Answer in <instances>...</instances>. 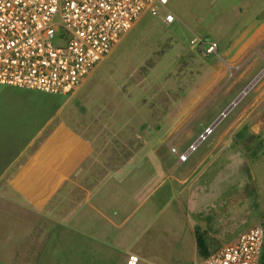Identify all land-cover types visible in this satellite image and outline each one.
I'll return each instance as SVG.
<instances>
[{
  "label": "rangeland",
  "instance_id": "rangeland-1",
  "mask_svg": "<svg viewBox=\"0 0 264 264\" xmlns=\"http://www.w3.org/2000/svg\"><path fill=\"white\" fill-rule=\"evenodd\" d=\"M240 1L170 0L145 14L71 98L0 84V171L17 155L39 167L53 141L74 134L92 155H136L130 205L115 217L124 257L139 264H199L193 229L215 250L252 228L264 219V36L248 46L261 10L244 17ZM201 41L219 48L205 55Z\"/></svg>",
  "mask_w": 264,
  "mask_h": 264
},
{
  "label": "crops",
  "instance_id": "crops-1",
  "mask_svg": "<svg viewBox=\"0 0 264 264\" xmlns=\"http://www.w3.org/2000/svg\"><path fill=\"white\" fill-rule=\"evenodd\" d=\"M233 7L244 17H252L256 9L261 10L262 21L251 19L245 28L253 32L248 36V46L256 47V34L263 32L264 36V0H241ZM262 45L264 50V40ZM255 51L249 62L255 57ZM102 62L78 89L66 96L76 95ZM261 82L256 79L253 85L256 87ZM262 95L264 90L260 92ZM259 104L256 100L252 112ZM103 141L108 146L112 138ZM116 142L120 144L117 139ZM89 145V139L78 134L69 139L59 137L45 155L34 159L39 167L32 168V157L17 155L6 170L0 171V257L11 256V264L127 263L118 242L121 234L116 227L121 226L120 219L115 217L118 215L115 208L123 212L130 205L125 184L129 172L138 166L137 156L118 155L119 149L115 153L107 150V155H92L87 152ZM83 148H86L85 154ZM146 195L147 192L139 198ZM114 231L113 242L109 239ZM198 232V229L192 230L193 247L197 251Z\"/></svg>",
  "mask_w": 264,
  "mask_h": 264
},
{
  "label": "built area",
  "instance_id": "built-area-1",
  "mask_svg": "<svg viewBox=\"0 0 264 264\" xmlns=\"http://www.w3.org/2000/svg\"><path fill=\"white\" fill-rule=\"evenodd\" d=\"M168 0H0V84L70 95L145 14ZM174 20L172 14L165 21ZM216 42L201 41L205 55ZM190 152L180 155L185 162ZM131 255L126 264H139ZM199 264H264V219Z\"/></svg>",
  "mask_w": 264,
  "mask_h": 264
},
{
  "label": "trees",
  "instance_id": "trees-1",
  "mask_svg": "<svg viewBox=\"0 0 264 264\" xmlns=\"http://www.w3.org/2000/svg\"><path fill=\"white\" fill-rule=\"evenodd\" d=\"M197 245H198L199 255L201 256L202 259L206 258L211 253H213L214 251L217 250V249L209 250V248H208V246H207V244L203 238V235L200 232L197 233Z\"/></svg>",
  "mask_w": 264,
  "mask_h": 264
}]
</instances>
